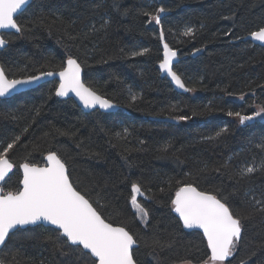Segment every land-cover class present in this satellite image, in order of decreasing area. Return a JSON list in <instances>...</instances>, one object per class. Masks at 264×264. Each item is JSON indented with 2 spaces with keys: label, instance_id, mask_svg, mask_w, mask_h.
I'll use <instances>...</instances> for the list:
<instances>
[{
  "label": "trees",
  "instance_id": "obj_1",
  "mask_svg": "<svg viewBox=\"0 0 264 264\" xmlns=\"http://www.w3.org/2000/svg\"><path fill=\"white\" fill-rule=\"evenodd\" d=\"M159 8V24L143 15ZM16 22L18 34L2 35L6 77L58 72L71 56L86 87L116 110L85 114L56 97V82L0 100V152L20 138L7 153L15 170L4 193L20 190V164L43 166L54 152L105 222L133 236L135 264H205L202 235L184 232L172 212L176 191L191 184L241 219L242 238L225 264H264V169L239 175L264 162V121L228 115L264 106V47L244 40L264 27V0H32ZM189 27L193 35L185 36ZM160 33L178 54L173 70L185 94L158 71ZM133 183L145 220L131 204ZM65 242L49 228L19 230L0 263L93 264Z\"/></svg>",
  "mask_w": 264,
  "mask_h": 264
},
{
  "label": "snow or ice",
  "instance_id": "obj_2",
  "mask_svg": "<svg viewBox=\"0 0 264 264\" xmlns=\"http://www.w3.org/2000/svg\"><path fill=\"white\" fill-rule=\"evenodd\" d=\"M30 3L31 0H0V29L21 31L14 14L26 10ZM164 11V8H159L156 15L148 12H144L143 15L151 16L159 24L161 22L159 14ZM183 34L192 36L193 29L189 27ZM249 35L252 40L264 43V27L250 32ZM6 44L7 41L0 36V47ZM147 51L148 49H143L141 52H132L131 55H143ZM176 55L177 53L165 44L164 59L160 62L159 68L171 77L177 87L189 91L182 82L181 76L173 70V59ZM41 75L52 76L54 73ZM58 75L60 83L56 88V96L63 97L72 92L86 108L97 104L103 109L113 107L108 100L102 99L90 88L85 87L81 80V66L71 56L67 60V67ZM39 79L38 76H32L24 80H10L6 78L3 69H0V97L11 95L18 86ZM228 115L238 116L240 123L244 124L257 117L264 119V106L252 115H241L239 112H229ZM175 119L186 120L188 117L179 116ZM19 139L16 137V141ZM16 141L9 143L0 152V181H3L14 167L7 158V153ZM46 159L48 166L43 168L29 163L19 165L23 169L22 189L4 193L0 188V245L5 244L10 234L23 226L47 222L60 230V236L66 237V244L82 246V250L90 252L95 258L93 264H135L132 254L135 244L133 236L124 227H114L111 223L105 222L89 200L74 188L69 180L65 163L56 153L50 152ZM261 169H264V162L257 166H246L241 169L239 175L243 178ZM131 192V204L135 207L139 218L145 220L148 213L137 202V196L143 195L140 185L133 183ZM172 204L186 228L197 227L203 230L211 253L209 257L211 264L224 262L233 256L242 238V223L240 218L234 217L224 202L215 195L198 191L196 187L188 184L176 191ZM260 211H264V208ZM62 255L67 253L62 252Z\"/></svg>",
  "mask_w": 264,
  "mask_h": 264
},
{
  "label": "water",
  "instance_id": "obj_3",
  "mask_svg": "<svg viewBox=\"0 0 264 264\" xmlns=\"http://www.w3.org/2000/svg\"><path fill=\"white\" fill-rule=\"evenodd\" d=\"M31 3H32V0H31ZM31 3H30V4H31ZM30 4H29V5H30ZM29 5H28V6H29ZM26 9H27V8H26ZM24 11H25V10H24ZM24 11H23V12H24ZM23 12H18V14H14V18L16 19V18L19 17ZM162 15H163V13L160 14V18L162 17ZM18 33H19V32L15 31L14 29H0V36H2V35H4V34H7V35H8V34H14V35H16V34H18ZM244 40L250 42L252 45L259 46V47H264V43H261V42H259V41H254V40H252V38L250 37V35H248ZM159 41H160V48H161V61H162V60L164 59V45H165L166 43H165V41H164V38L161 39V33H160V36H159ZM168 47H169V46H168ZM6 48H7V44H6L4 47H0V52L3 51V50H5ZM169 49H170V47H169ZM170 50H172V49H170ZM172 51H174V50H172ZM176 53H177V52H176ZM178 61H179V59H178V54H177L176 57L173 59V67H174L175 64H177ZM65 67H67V60H66V62H65V64H64L63 69H64ZM0 69H2V68L0 67ZM63 69H62V70H63ZM158 71H159V73H160V75H161L162 78H165V79L168 80V82L170 83L171 87L173 88V90H174L176 93H178V94H185V93H187V91H185L184 89L177 87L176 84L171 80V77H169V76L167 75L166 72H162V71L160 70L159 65H158ZM59 72H60V71H58V72H52V73H54V75H52V76L37 75L38 77H40L39 80L34 81V82L29 83V84L24 85V86H18L17 89H16L14 92H12L11 95H6V96H4V97H0V100H2V101L10 100L11 98H14L15 96L21 95V94H23V93H26V92H29V91H32V90H35V89L38 88L39 86H42V85H44V84H49V83H52V82H56V88H57V87L59 86V83H60V77H59V75H58ZM6 78L9 79L8 77H6ZM27 78H28V77H27ZM27 78H21V79H17V80H24V79H27ZM10 80H11V79H10ZM81 80H82V82H83V71H82V69H81ZM84 85H85V84H84ZM85 87H86V85H85ZM55 92H56V89H55ZM95 94H96V93H95ZM55 95H56V94H55ZM96 95H97V94H96ZM98 96H99V95H98ZM56 97H57L59 100H72V101L75 103V105H76V106H77V107H78L83 113H85V114H90V113L95 112V111H96V112H99V113H101V114H111V113H114L115 110H116V106H115L112 102H110V101H109V102L113 105V107L108 108V109L100 108L98 104L95 105V106H93V107H91V108H86V107L84 106V104L80 101V99H79L74 93H72V92H69V94H68L67 96H63V97L56 96ZM100 97H101V96H100ZM101 98L104 99L103 97H101ZM255 119H256V118H254V119L251 120V121H246V123H247V124H253V123L255 122ZM47 156H48V155H46V156L44 157V165H43V166H40V168H43V167L48 166V161H47V159H46ZM36 167H37V166H36ZM14 170H15V167H13L12 171H11V172L5 177V179H4L3 181H0V188H1L2 184H3V183L9 178V176L14 172ZM19 171H20V174H21V181H22V180H23V169L19 167ZM66 171H67V169H66ZM67 174H68V172H67ZM22 187H23V185H22L21 182H20V189H22ZM131 193H132V192H131ZM138 198H144V195H138V196H137V200H138ZM174 199H175V196H174ZM172 212H173V215L179 220V222H180V224H181L182 229H183L184 232H187V233L198 232V233H200V234L202 235L203 239L205 240L206 245H207V240H206V238H205L204 235H203V230H202V229L197 228V227L186 228V227L184 226V224H183V221L180 219L179 214L176 213V212L174 211V205H173V211H172ZM36 227L49 228V229H52V230H54V231H56V232H58V233L60 234V230L57 229V227H56L55 225H51V224H49V223H47V222H38L37 225H26V226H23V228H20V229H18V230H15L14 232H12V233L10 234V236H11L12 234H14L16 231H19V230L23 231V230H26V229H33V228H36ZM114 227H115V226H114ZM10 236H9V237H10ZM61 237H62V236H61ZM62 238H64V239L66 240V237H62ZM8 239H9V238H7L6 243H7ZM6 243L0 245V252H1V250L4 248V246L6 245ZM71 247L80 248V249L82 250V246H79V247H78V246H76V245H71ZM136 248H137V244L135 243V244L133 245L132 251L135 250ZM207 248H208V247H207ZM208 250H209V249H208ZM82 252H84L85 254H87V255H88V256L94 261L95 258L91 256V253H90V252H88L87 250H82ZM210 255H211V253H210V250H209V257H210ZM229 259H230V257L227 258V259L224 261V263L227 262ZM0 264H1V263H0Z\"/></svg>",
  "mask_w": 264,
  "mask_h": 264
},
{
  "label": "rangeland",
  "instance_id": "obj_4",
  "mask_svg": "<svg viewBox=\"0 0 264 264\" xmlns=\"http://www.w3.org/2000/svg\"><path fill=\"white\" fill-rule=\"evenodd\" d=\"M258 121H264V119L257 117ZM205 264H211V262L208 260ZM217 264H225L224 262H217Z\"/></svg>",
  "mask_w": 264,
  "mask_h": 264
}]
</instances>
